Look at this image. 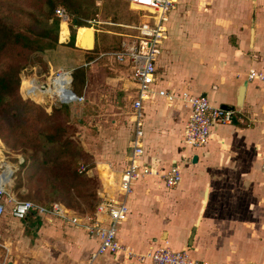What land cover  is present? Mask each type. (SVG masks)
I'll return each mask as SVG.
<instances>
[{"label": "crops", "instance_id": "1", "mask_svg": "<svg viewBox=\"0 0 264 264\" xmlns=\"http://www.w3.org/2000/svg\"><path fill=\"white\" fill-rule=\"evenodd\" d=\"M85 29L81 30L80 47L93 52L96 31L91 28L93 47L87 48L83 44ZM54 54L50 52L51 58ZM162 61L167 62L166 77ZM87 64L91 65L85 63V68ZM157 68L159 89L176 95H204L214 106L232 107L234 122L215 124L208 144L192 148L183 142L184 126L190 117L184 101L169 102L156 96L144 102L142 161L160 174L178 165L181 181L167 188L162 178L149 176L134 185L127 197L129 216L119 228L121 243L137 253L165 244L173 250L189 249L192 257L201 261L264 264V179L260 173L264 83L247 79L251 69L264 71V0H178L166 23ZM63 69H69L66 71L71 75L75 68ZM124 71L135 90L128 70ZM130 126L134 132L132 121ZM129 155L119 169L95 162L98 170L107 166L108 175L110 168L113 171L109 193L116 190ZM96 167L90 175H98ZM13 176L4 184L10 196H15ZM35 220L24 225L38 236V243L65 244L70 249V264L89 263L98 247L95 238L69 223L58 220L52 224L41 217ZM107 256L90 262L120 264L126 260L142 264L128 259L125 253L111 256L113 261ZM8 264L31 263L14 260Z\"/></svg>", "mask_w": 264, "mask_h": 264}, {"label": "rangeland", "instance_id": "2", "mask_svg": "<svg viewBox=\"0 0 264 264\" xmlns=\"http://www.w3.org/2000/svg\"><path fill=\"white\" fill-rule=\"evenodd\" d=\"M18 2L19 6L24 7L26 11H33V9L28 7L27 1L18 0ZM0 3L1 6L7 7L13 1L0 0ZM78 3L80 6H83V9L88 8L93 13L95 11L96 14L89 17L78 15L76 18V16H71L67 12L71 21L69 23V34L66 40L64 42L61 41L62 25L60 21L57 44L53 46V49L45 51L42 56L44 62H47H45V67L39 62H35L22 72L20 94L23 99L31 98L34 105L41 107L48 114L52 113L54 109L62 110L57 115V119L62 123H66L68 127H71L68 135L86 153V156L82 158L85 161L79 164L78 172L80 169L82 170V166L87 167L88 170L82 173H87L92 178L95 177L97 179L98 185L96 187V193H98L105 184L104 180L108 176L107 172L109 168L106 166V169L103 170L106 171V176H102L103 171L97 169L95 162H104L106 165L111 164L115 169H119L126 163V157L131 152L129 142L134 135L130 126L133 117L131 104L134 98L133 95H137L136 89L134 90L131 84L128 83L129 78L124 71V69L128 70L129 66L126 63L114 61L110 56H105L104 58H99V56L102 53L108 54L117 50L119 42L122 39L121 34L128 33L130 31L128 26L136 25L138 20L135 14L136 12L130 9L126 0H87L86 2L80 1ZM74 18L82 19L86 23L87 21H91L94 25L90 27L88 24L89 27H78L76 29L77 25L74 22ZM84 28H94L96 31V46L94 37L95 48L93 49L95 50L93 52L92 50H85L79 46L80 32ZM19 29L28 36L32 35L23 26ZM75 34L79 35L77 45L74 44L75 46L69 47L72 36ZM43 43L46 42H40L38 45L42 46ZM52 51L55 52L53 55L55 59H53L54 57L51 58L52 54L50 56V52ZM85 63H90L91 65L87 64L89 67L85 68ZM161 66L163 77H166L167 62L162 61ZM65 67H74L78 70L83 69L86 84L81 90L77 82L73 85L72 83L69 84V87L75 92L78 93L80 90L78 94L82 95L85 101L79 104L75 102L65 104L66 108H63V105L54 96V93L58 91L56 89L58 78H54L58 71L69 70L63 69ZM34 79L37 80L39 86L43 84L47 85L43 92L40 91L42 90L40 87L32 90L27 88L28 82ZM69 81L70 76L67 75L65 85ZM65 113L69 114L66 115ZM31 115L33 118L38 117L34 108L31 109ZM24 158V153L18 152L17 149H12L0 138V174H3L7 167H10L14 171L13 180H16L19 175L23 179L26 177L24 174L27 172L30 173L32 170L29 169L30 166H27L20 174V167ZM94 165L98 175H90L92 170H94ZM111 172L113 171L110 168ZM14 184L15 182L13 181V186ZM24 185L28 186L30 182L28 183L26 179L24 180ZM24 190L22 189L21 191L23 192ZM34 193L30 188V193L27 192L24 196L15 197L16 195L14 193L15 196L11 194V197L17 200H34L36 198L34 197ZM44 194L46 196V192ZM43 195L38 196V199L35 200L38 205L49 204V199ZM53 202L59 201L54 199L50 204ZM61 203L66 205L65 202ZM7 211L0 223V264H8V262H13L14 260L31 264H40L41 261H45V264H70L68 262L70 249L65 244L61 246L54 243L51 246L41 245L37 241L38 236L33 234V232L29 233L30 228L28 229L24 223H20L21 221L12 218L9 215L10 209ZM34 221L36 220L31 222ZM56 221L58 220H53L51 223L54 224ZM63 224L67 225V222ZM107 257L110 261H113L111 256ZM126 262V260H122L120 264H129V262ZM86 264H93V262H90L89 259V263Z\"/></svg>", "mask_w": 264, "mask_h": 264}, {"label": "built area", "instance_id": "3", "mask_svg": "<svg viewBox=\"0 0 264 264\" xmlns=\"http://www.w3.org/2000/svg\"><path fill=\"white\" fill-rule=\"evenodd\" d=\"M126 1L130 9L136 12L138 22L136 25L128 26L130 30L128 33L121 34L122 39L117 50L104 54V57L110 56L114 61L126 63L129 66L128 72L137 90V96L131 104L132 125L134 127L131 152L127 165L120 173L116 190L112 193L107 191V189H111L114 181L112 173H110L104 180L103 188L97 193L99 200L95 210L92 213L79 215L59 202L44 206L29 200L19 201L7 193L5 183L0 184V221L6 215L9 204L11 217L18 221H23L33 215L46 221L67 222L84 230L88 236L97 240V250L90 257L92 261L104 255L117 257L121 253H125L128 259H135L142 264H220L213 261L197 260L192 257L189 249L173 250L165 244L156 245L147 253H137L131 248L125 247L119 239V228L129 216L127 197L132 193L134 185L140 179L158 176L163 179L167 188H173L181 181L178 165L174 164L168 173L160 174L142 161L144 155V133L142 129L144 102L151 101L156 96L167 98L169 102L176 99L184 101L190 108V117L184 126L183 142L192 148L207 145L211 137L212 127L215 124L231 125L235 117L234 111L212 105L204 95L193 96L187 93L176 95L173 92L158 88L161 80L158 75L157 62L162 52L163 40L166 38V23L169 14L176 8L178 0ZM55 13L60 19L61 25L66 23L69 28L71 19L66 10L57 8ZM87 24L90 27L94 25L91 21H87ZM77 28L78 26H76ZM65 74L70 76V81L56 91L54 96L57 97L61 105L72 102L83 103L84 97L73 93L69 87L71 82L69 71H58L54 79ZM247 79L250 82L264 83V71L251 69L247 74ZM44 85L39 87L46 89L47 85ZM81 168L80 173L88 170L86 166ZM260 173L264 179V151L261 156Z\"/></svg>", "mask_w": 264, "mask_h": 264}, {"label": "trees", "instance_id": "4", "mask_svg": "<svg viewBox=\"0 0 264 264\" xmlns=\"http://www.w3.org/2000/svg\"><path fill=\"white\" fill-rule=\"evenodd\" d=\"M12 1L7 7L0 3V138L12 149L25 154L20 174L27 166L32 169L30 173L24 174L26 177L23 179L19 175L13 180V191L16 197H20L30 193L31 188L36 198L29 201L34 203L38 196L46 192V196H43L49 199V204L44 206L50 205L55 199L59 203L65 202L66 205H63L66 208L80 215L92 213L98 203V182L95 177L78 172L86 153L68 135L71 127L57 119L62 110L54 109L52 113H46L41 107L34 105L31 98L23 99L20 88L22 72L35 62L45 67L43 53L53 49L58 42L60 19L55 13L57 8H65L66 12L76 18L78 15L89 17L96 13L88 8L83 9L78 3L87 0H25L33 11H26L19 6L18 0ZM76 18L74 22L79 28L89 27L82 19ZM21 26L32 35L23 33L19 29ZM61 30V41L64 42L69 29L62 26ZM78 36H72L69 47L77 45ZM81 37L82 31L79 46ZM40 42L46 43L39 46ZM76 82L80 90L85 87L83 69L72 71L70 83L73 85ZM73 92L79 95L74 90ZM32 108L36 110L38 117H32ZM63 108H66L65 105ZM37 118L40 120L36 121ZM26 179L30 182L28 186L24 185ZM22 189L25 190L22 192ZM33 220L35 216L31 215L22 222L27 224Z\"/></svg>", "mask_w": 264, "mask_h": 264}, {"label": "bare ground", "instance_id": "5", "mask_svg": "<svg viewBox=\"0 0 264 264\" xmlns=\"http://www.w3.org/2000/svg\"><path fill=\"white\" fill-rule=\"evenodd\" d=\"M63 27H66L67 24L63 23L62 24ZM93 30L91 28L85 29L83 31V43L87 48H92L93 47ZM67 77V74L62 75L61 77L58 78V81L56 83V89H61L63 88V86H65V78ZM39 87V84L37 82V80H30L27 84V88L29 90L32 89H36ZM45 89H42L40 91H44ZM39 91V90H38ZM42 97V96H41ZM11 168L7 167V169L5 170V172L3 174L0 175V184H4L6 181L3 180L5 177H7L10 173Z\"/></svg>", "mask_w": 264, "mask_h": 264}, {"label": "water", "instance_id": "6", "mask_svg": "<svg viewBox=\"0 0 264 264\" xmlns=\"http://www.w3.org/2000/svg\"><path fill=\"white\" fill-rule=\"evenodd\" d=\"M44 86H46V85H44ZM73 93H74V92H73ZM240 101H241V100H240ZM221 108L224 109V110H229V111H232V110H233L232 107H229V106H226V105H223ZM193 161H194V162L197 161V156H194ZM4 172H5V171H4ZM4 172H3V173H4ZM13 174H14V171L10 170L9 175H8L7 177H5L3 180H5L6 182L9 181V180L11 179V177L13 176ZM0 175H1V174H0Z\"/></svg>", "mask_w": 264, "mask_h": 264}]
</instances>
